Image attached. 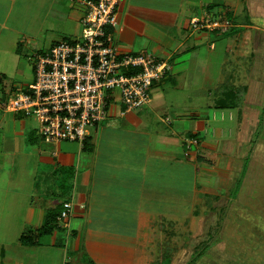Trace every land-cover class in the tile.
<instances>
[{
  "label": "crops",
  "instance_id": "obj_1",
  "mask_svg": "<svg viewBox=\"0 0 264 264\" xmlns=\"http://www.w3.org/2000/svg\"><path fill=\"white\" fill-rule=\"evenodd\" d=\"M84 11L80 0H0V64L23 71L21 57L29 43L47 50L78 34ZM206 14L224 16L230 23L186 28L187 19ZM117 28L121 51L154 52L171 70L153 86L158 92L145 109L124 112L116 95L107 118L91 130L84 145L46 142L35 117L6 110L7 99L0 97V191L13 193L14 201L24 193L25 201L15 210L19 227L8 225L2 233L0 264H151L139 246L156 236L154 217L149 216L153 212L144 209V203L145 195L153 199V190H165L157 180L175 182V190L192 184L191 193L200 199L195 205L205 206L206 213L240 178V166L249 169L250 156L244 150L251 139L242 129L264 100L259 91L264 85V17H256L250 1L120 0ZM240 61L238 69H246L251 77L242 99L238 87L223 81L224 71H234L232 64ZM226 100L233 106L220 107ZM227 114L233 122L229 128L218 120ZM192 136L199 144L189 149L186 139ZM66 201H73L68 227L57 222L38 242L23 243V234H38L47 215L61 211ZM201 213L198 208L192 215L198 218ZM174 219L164 217L167 229L157 227L168 241L175 235L169 233ZM191 220L182 221L183 226H191Z\"/></svg>",
  "mask_w": 264,
  "mask_h": 264
},
{
  "label": "built area",
  "instance_id": "obj_2",
  "mask_svg": "<svg viewBox=\"0 0 264 264\" xmlns=\"http://www.w3.org/2000/svg\"><path fill=\"white\" fill-rule=\"evenodd\" d=\"M85 11L78 36L53 43L37 53L34 78L28 87L9 96L8 111H20L38 121V134L46 142L76 141L84 145L91 130L108 116L111 100L118 95L124 112L141 108L152 98V88L167 77L171 64L156 53L121 51L115 28L120 0H80ZM220 17V16H219ZM206 14L187 19L186 28H222L226 17ZM199 144L186 139L187 148ZM73 201L63 203L59 225Z\"/></svg>",
  "mask_w": 264,
  "mask_h": 264
},
{
  "label": "rangeland",
  "instance_id": "obj_3",
  "mask_svg": "<svg viewBox=\"0 0 264 264\" xmlns=\"http://www.w3.org/2000/svg\"><path fill=\"white\" fill-rule=\"evenodd\" d=\"M248 1H250L251 10L256 17H264V0H244V3ZM216 2L232 3L233 0H216ZM242 9H244L243 6L239 7V12ZM243 14L244 12L242 11ZM239 20L243 21L244 19L241 16ZM78 31V34L68 35L65 39L78 36L81 32V26ZM44 51H46V47L29 43L24 55H22L24 57H21L23 59L22 65H24L23 71L16 70L17 65L5 67L0 64V81H4L3 84L2 82L0 84L1 98L7 99L9 96L26 88V84L31 81L34 75V61L30 60V58ZM241 64L242 61L236 64L233 63L234 71L229 66L230 68L223 73V81L228 87L232 85L238 87V94L241 95L242 99L245 97L247 89L245 84L250 82L251 77L246 69H238ZM154 89H152V100L156 96V92H158L157 89ZM207 89L208 87L205 90L207 91ZM259 91L264 93V85ZM251 102L256 104V100ZM251 102L250 104H252ZM240 104L243 106V101H240ZM146 106L144 105L141 108L145 109ZM248 107L250 106L246 105V110H251ZM255 108L254 116L252 115L247 119L248 123H245L242 129L245 137L247 136L251 139L248 141L249 147L244 150L250 156H248L249 160H251L249 169L246 166L245 168L240 166L241 169L239 170L245 169L243 173L240 171V178L232 182V187L229 191L224 189V193H226L224 197L213 200L212 205H216V208L206 207V213H204L205 206H196V203L200 204V199L197 193H191L192 184L183 183V188L175 190L173 188H177L176 186L178 185L175 182L171 181L173 183L171 184V182L157 180V182H160L157 184L158 187L165 190H153L151 195L153 199L151 198V201L145 195L144 209L146 208L148 212H153L149 216L152 217L153 215L154 217L153 224L156 226L157 237H149L151 238L150 241L148 240L149 244L147 245L144 241L139 246V249L141 248L143 251V257L152 261L151 264H264V100L259 105H255ZM220 112L217 110L218 114ZM225 113L228 112L226 111ZM172 116L173 114H170V117ZM155 120L158 121V118L156 117ZM218 120L221 121L219 123L227 128L230 127V124H233V122H229L228 114L223 120H221L219 115ZM33 122L36 124L35 121ZM142 127L146 129V125ZM239 130L238 124L236 130L238 134ZM247 153L243 154V158ZM244 164L245 160H243ZM169 177V180H171L172 174ZM225 184L226 181H224V186ZM180 191L181 193H179ZM227 191L231 195H228ZM237 193L238 195L236 196ZM7 195L0 191V242H3L1 240L2 233H4L8 225L12 229L19 227L16 219L18 210H15L16 206L20 205L18 203H25L23 201L24 193H19L18 196H15L17 197L15 201L11 198L14 197L13 193L9 196ZM35 197L38 200V195ZM22 207L20 205V208ZM198 208L203 212L199 216L200 219L192 215L193 211ZM164 217L172 219L175 217L174 220H177L169 228V233L173 232L175 234L171 241L166 240V237L162 236L163 232L157 228L164 227L167 229V223L163 220ZM185 219H189V221L192 219L191 226L186 228L183 226L184 223L182 221ZM181 233L185 237L187 236L188 240H184L185 237L181 236ZM149 234H152V232L150 231ZM8 248L5 247L4 251L7 252ZM159 249L160 251H158ZM176 250L177 252L175 253ZM149 251H153V255H149ZM173 253H175V257L170 262L171 254Z\"/></svg>",
  "mask_w": 264,
  "mask_h": 264
},
{
  "label": "trees",
  "instance_id": "obj_4",
  "mask_svg": "<svg viewBox=\"0 0 264 264\" xmlns=\"http://www.w3.org/2000/svg\"><path fill=\"white\" fill-rule=\"evenodd\" d=\"M229 105L233 106V104L228 103V100H226L225 103L223 104H219V106L223 108L230 107ZM192 137H195V136H192ZM60 213L61 211L49 213L45 219V222L43 224V227L41 228V231H39L38 234H30V233L23 234L21 237L23 243H32V242L36 243L38 242V239L42 233H48V232L53 231L54 228H57L56 223L58 222V216Z\"/></svg>",
  "mask_w": 264,
  "mask_h": 264
}]
</instances>
